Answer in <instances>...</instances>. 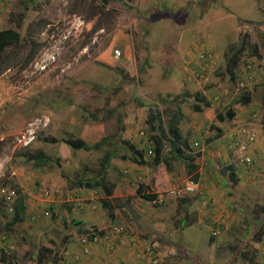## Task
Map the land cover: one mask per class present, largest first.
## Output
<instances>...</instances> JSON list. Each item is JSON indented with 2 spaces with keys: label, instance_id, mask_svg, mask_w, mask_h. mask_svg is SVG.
<instances>
[{
  "label": "rangeland",
  "instance_id": "obj_1",
  "mask_svg": "<svg viewBox=\"0 0 264 264\" xmlns=\"http://www.w3.org/2000/svg\"><path fill=\"white\" fill-rule=\"evenodd\" d=\"M127 3L132 6L115 1L101 7L99 0H0V28L17 29L21 39L0 54V113L14 104V120L11 123L4 121L0 114V188L10 187L15 191L16 198L22 197L26 204L25 219L8 228L14 212L10 209L11 202H6L0 196V257L4 260H0V264H37V252L41 246L53 250V256L45 257L41 264H62L67 248L60 236L63 228H69L61 224L67 220L60 213L64 210L58 208L56 201H52L57 199L55 190L61 186L43 179H68L73 176L72 161L75 159L88 164L83 177L97 179L103 173L101 162L106 154L117 149L118 155L123 152L129 155V152L120 149V141L129 144L137 142L134 131L138 135L139 147H145L144 158L152 163L153 137L157 132L150 130L145 120L150 108L154 107L160 112L159 108L171 101L167 98L165 103H161L158 92L164 91L166 85L172 90V87H179L173 83L179 76H175L173 81L172 77L181 64L185 71L187 67L186 78L195 81V84L204 83L209 98L215 100L214 94L219 96L215 107L225 111L226 103L241 94L237 86L240 80L233 81L223 70L226 55L232 46L239 45L241 36L247 33L248 48L241 57L237 72L244 77L248 69L254 73L256 68L254 84L261 76L264 77V59L255 57L251 48L259 40V51L264 55V0H133ZM124 40L128 42V48L124 47ZM116 48L120 54L112 60L114 64H105L108 62L105 58L109 56L108 52L110 56L113 53L114 58ZM164 51L166 56L163 55ZM206 52L214 54L212 63H208L212 60L206 61L200 57ZM100 54L103 58L99 57ZM189 61L193 64L191 68L186 65ZM204 63H208V66ZM248 64H251V68L247 69ZM42 66L45 67L41 69ZM170 71L173 72L170 74ZM197 72H201L202 78L196 76ZM69 84L70 90L65 92L64 97L61 96L64 86ZM195 84L192 86L201 89ZM263 89L264 86L253 91L256 100L260 101ZM65 96L79 101V106L61 111L60 102ZM187 101L192 102V99ZM177 103L165 109L168 112L161 115L163 120L159 124L168 125L176 107L180 109L189 105L187 102ZM111 107L114 114L118 110L126 113L129 109V117L122 123L114 115L108 117L107 111ZM21 113L23 119L17 123L15 118H19ZM42 114L50 117L49 126L39 132L29 146H16L14 136L31 118ZM103 117L106 119L103 120ZM70 119L73 126L65 122ZM3 123L9 129L4 128ZM86 125L89 128L85 133ZM185 126L183 128L186 130ZM81 136L88 143L106 140L96 150L80 152L62 141L67 137ZM44 137L58 140L49 142L43 140ZM37 149L44 151L48 158L46 165L40 168L33 166L32 161L15 156ZM171 150L168 144L163 156L164 153L166 157L173 156ZM207 154L213 157L211 153ZM118 155L109 161L108 169L104 172L105 179H115L129 173L128 167L133 162L124 161L126 159ZM175 161L177 172L185 173V161ZM127 163L128 167L119 166ZM151 165L146 169L141 167L147 175ZM208 171L213 173L214 168H207ZM262 181L264 179H248L253 189H246L245 182L234 185L226 182L229 193L227 200L230 203L226 207L231 210V215L218 208L224 222L215 219L217 227L206 224L204 221L207 218L204 216H201L202 219L197 216L194 217L196 223L185 227L187 230H177L179 225L175 223L184 219L181 200H177L179 207L170 216L173 219L169 217L156 229L150 230L149 218L137 219L132 216L133 200L124 202L115 218L123 214L116 221L126 225L131 235L140 236L145 243L153 244L161 264H264V235H261L262 240L255 239L261 225L264 228ZM137 185L140 183L135 187ZM199 186L196 192L185 195L196 194ZM102 194L100 196L95 192L92 197L107 215V208L101 206ZM82 195L86 196L83 191L77 192L79 198ZM104 199H109L112 205L114 197L107 198L105 194ZM49 203L52 208L48 207L51 206ZM146 206L147 210L155 209L151 204ZM165 206L166 203L162 206L164 213L172 214ZM50 212L54 213V217ZM201 213L206 214L204 210ZM67 223L69 225L68 220ZM238 223H242L243 229L239 228ZM221 225L223 228L220 232ZM210 234L218 235L213 245L207 243Z\"/></svg>",
  "mask_w": 264,
  "mask_h": 264
},
{
  "label": "crops",
  "instance_id": "obj_2",
  "mask_svg": "<svg viewBox=\"0 0 264 264\" xmlns=\"http://www.w3.org/2000/svg\"><path fill=\"white\" fill-rule=\"evenodd\" d=\"M10 28V27H7ZM128 42L126 40L123 41L124 47L128 48ZM121 47V45H118ZM8 48V47H7ZM6 48V49H7ZM5 49V50H6ZM118 49V48H117ZM4 50V51H5ZM3 51V52H4ZM163 53V52H161ZM161 53H157L158 55ZM173 53V52H172ZM170 53L169 56L172 55ZM1 54V53H0ZM113 53L110 51L108 52V57L105 58L108 60V62H105V64H109L112 66V60L117 57L114 56ZM163 55H167L166 51H164ZM103 58V55H99V57ZM264 59V55L262 58ZM104 60V59H103ZM214 60V59H213ZM211 62L208 63H212ZM118 62V61H117ZM192 61L186 62V65H190V68L192 67ZM208 63H204L206 66H208ZM170 64V60H169ZM181 68H179V72H175L172 77V81L174 80L175 76H179L178 79L174 80V84H178L176 86L179 87H172L173 90L167 87L166 84H163L165 87L164 91H159L161 98V103H165L166 99H171L170 102H167L163 107L161 106L160 112L156 111L157 119L155 120L156 124H154L152 127L151 123L148 120L149 114L145 120L147 126L152 130L157 132V135L153 137L154 143L156 146V141L158 138H161L160 144L163 147V151H165L166 146L169 144V146L172 148L173 156L166 157L165 153L164 156L167 160V163L170 165V172L168 177L170 179H154L153 177V165L149 163L144 158V162L139 163L138 160L134 158V154H132V149L129 148L130 145L134 147V149H138L142 152H144L145 147L141 146L139 147V139L138 135L134 131V135L137 142H133L129 144L126 141H120L119 136L118 140L120 141V149H123L124 151L129 152L128 154H117V149L115 151H111V153L116 152V155H110V160L112 157L119 156L121 159H126L124 161L131 160L133 164L129 165L123 164L119 166H127L129 169V173L125 176L115 178V179H105L104 172L108 168V164H105V168L103 166V162H101V167L103 168V173L97 178V179H89L87 177H83V171L88 169L87 162L82 163L81 160L75 159L72 161V165L74 167L75 173L73 176L68 177V179H62L61 177H51V179H43L45 182H52L54 184H59L61 188L64 189H56L55 194L57 196V199H52V201H56V204H58V208L63 209L64 211H60V213L65 216L69 222V225H67V220H63L61 224L63 226L68 227L69 229H64L61 232L63 234L60 236V240L62 243H64L65 248H67V251L69 250L72 254L79 255V261L78 264H146L147 260L144 257V255L134 247L130 245V240L137 239L141 240L142 237L131 235L128 236V240L124 244H117L116 242L110 243L109 240L105 241L102 240L98 243H90L89 244V250L88 252H83L82 246L78 242L79 235L87 232L89 229H99L103 230L108 227H110L111 224L116 223L118 218L123 217V214H119L117 216L118 218H115V215H117V212H119V208L122 209L124 202L128 201H134L133 205L134 207H137L139 210L133 207V213L132 216L137 219H144L149 218L150 219V230L159 228V224L165 223V221L173 215V213H176L179 203L177 204L176 198L170 199V201H167L166 204L169 207V212L172 214L164 213L162 206H155V209H148L146 206L150 204V199H145L142 196V193L146 191H160L159 187L161 183L167 182L174 185L175 183H184L189 179V177H193L190 174H188L186 166L183 165L185 168V173L182 171L177 172V166L176 161L182 159L180 155L177 153V148H174L170 144V138L171 136L168 134V125L158 123L159 121L163 120L161 115H165L168 110L172 107V104L175 102V105L178 104L177 102H187L189 105L187 106H181L180 113L179 114L175 109L173 111L172 115L169 117V122L175 123L180 133L182 134L184 144L181 145H175L179 146L182 151L186 153V155H193V164L196 166V169L194 173H196V180L198 182L199 190L194 195H186V200H184L183 209L181 210V213H183L184 219L181 221H177L175 224H178L179 231L181 230H187L185 227H190L194 223H196L197 216H204L205 220L204 222L209 225H214V227H217L215 219H220L222 222H224L221 219V213L218 212V208H223L227 212V214L231 215V210H227V206H230L229 200H227V186L225 185L228 181L229 184H237V183H243L245 182L246 189H253V187L248 182V179H264V139L258 138L255 142L248 144L246 155L250 156L251 162L246 163L244 161H241L237 151H236V145L242 141V137L238 133V129L242 125H249L251 128L253 127L255 130L258 131L259 125L261 123H264V106H263V95H264V89L262 96L260 98V101L256 100L254 98L253 91L257 88H263L264 86V77H260L259 81L257 83L251 86L252 87V98L249 103L242 104L238 102H233L231 105L234 107L235 114L233 118H225L224 120L220 121L216 118L217 111H221V109L216 108L215 104L216 98L218 99V95L214 94L215 100L212 98H209L207 96V93H209L207 86L203 85L204 83L195 84V81L188 80L186 78L187 76V67L185 71V67L183 65H180ZM259 66V65H258ZM174 67H172L173 69ZM256 69V68H255ZM255 69L254 75H255ZM120 70V69H118ZM189 71V70H188ZM173 71H170V74ZM186 72V75H185ZM198 83V82H197ZM195 84L197 86H201V89L199 87H193L192 85ZM250 86V87H251ZM63 94L61 96L64 97L65 92L70 90L71 84L64 86ZM192 99V102H189L187 100ZM180 100V101H178ZM206 100L208 103L205 104L202 101ZM257 102V105L255 103ZM231 102H227L226 104H230ZM19 104V102H18ZM61 111L67 107L75 108L76 105L79 106V101H77L74 98H67L65 96L64 100L60 102ZM197 105V107H196ZM7 106V105H6ZM225 106V105H224ZM14 104L10 106V108H2L1 115L3 117L4 121H9L11 123L12 120H14V110H13ZM176 107V106H175ZM229 106H227L228 108ZM177 108V107H176ZM155 109V108H154ZM182 109V111H181ZM114 108L111 107L107 111L108 117L114 115L118 118V120L122 123L123 120L127 117H129V109L126 111V113L120 112L119 110L117 113L114 114ZM151 111V108H150ZM158 112V113H157ZM224 112V110H222ZM49 113V112H48ZM178 113V114H177ZM50 114V113H49ZM23 113H21L19 118H15L17 120V123H20L23 119ZM50 116H52L50 114ZM95 119V116H93ZM97 119V118H96ZM106 117H103V120H105ZM75 121V120H74ZM65 122H69V125L73 126V121L65 120ZM187 127L185 126V124ZM4 128L9 127L3 123ZM128 125V124H127ZM64 126V124H63ZM129 126V125H128ZM186 127L185 130L183 127ZM158 127V128H157ZM88 125L85 126V133L88 130ZM8 129H5V131H9ZM127 128L123 129V134H126ZM120 131H122V126H120ZM128 132L130 130L128 129ZM119 132L116 133L118 135ZM159 136L158 138H156ZM83 140H85V137L81 136ZM108 139V138H107ZM86 141V140H85ZM87 142V141H86ZM88 143V142H87ZM91 144V143H89ZM129 145V146H128ZM150 147V145H149ZM147 148V147H146ZM75 150V149H74ZM75 151H87L85 149H76ZM150 151V148H149ZM185 153H183L185 155ZM211 153L213 157H210L209 154ZM110 154V153H109ZM109 156L106 154L104 157ZM125 158H122L124 157ZM163 156V158H164ZM129 158V159H127ZM118 159V158H117ZM151 165L150 169L147 172L141 168L144 167L145 169ZM139 167V168H138ZM218 167V168H217ZM219 167H222L221 169ZM207 168H214L213 173L208 171V173H211V176H208ZM219 170V171H218ZM60 178V179H59ZM59 179V180H58ZM103 179L104 186L102 187L100 185V181ZM41 179H39L40 181ZM90 181V186L87 185H80V183H87ZM264 182V181H262ZM137 183H140V185H135ZM48 184V183H47ZM133 186V187H132ZM231 186V185H230ZM65 196H64V193ZM99 190H105L100 191ZM83 191L84 195L88 196H81L79 198L77 196V192ZM97 192L100 196L101 193L102 196V207L107 208V215L104 213L103 209L99 207V202L94 199L93 194ZM105 194L108 197L112 196L114 199H112V205L109 201V199H104ZM89 198V199H87ZM82 200H89V201H82ZM105 203L103 204V202ZM115 201V202H114ZM138 202V203H135ZM181 203V202H180ZM106 204V205H105ZM126 204V203H125ZM204 204V205H202ZM48 206L52 208V204L49 203ZM153 206V205H152ZM165 206V207H167ZM112 207V208H110ZM204 207V208H203ZM114 209V210H113ZM165 209V208H164ZM167 209V210H168ZM263 209V208H260ZM111 210V212H110ZM196 212H193V211ZM204 210V213L202 214L201 211ZM208 210V211H207ZM68 213L70 215H68ZM50 214L54 215V213L50 212ZM173 219L172 217H170ZM202 219V217H201ZM231 220L236 223L234 217L230 218ZM237 220V219H236ZM125 221V220H124ZM198 221V220H197ZM230 223H228L229 226ZM239 228L243 229L242 223H238ZM173 225V224H171ZM222 225L219 226V231H222ZM213 232V231H212ZM213 235V234H210ZM216 237H218L217 234L213 235V238L208 237V245H213V241L216 240ZM51 241V239H49ZM113 240H111L112 242ZM211 241V242H210ZM54 242V241H53ZM144 242V240H143ZM55 243V242H54ZM112 248V249H111ZM61 259V258H60ZM62 264H68L69 261L67 259L61 260Z\"/></svg>",
  "mask_w": 264,
  "mask_h": 264
},
{
  "label": "trees",
  "instance_id": "obj_3",
  "mask_svg": "<svg viewBox=\"0 0 264 264\" xmlns=\"http://www.w3.org/2000/svg\"><path fill=\"white\" fill-rule=\"evenodd\" d=\"M100 2H102L101 7H104L106 4H108L109 2H115L118 1L120 4L127 6V7H131L132 5L127 3L128 1H133V0H99ZM19 26V24H17ZM248 34L244 33L241 36L239 45L237 46H232L230 48V52L226 55V62H225V66H224V72L229 75V77L233 80L236 81L239 78V73L237 72V68L240 64V60L241 57L243 55V53L245 52V49H247L248 47ZM20 33L17 29L14 28H0V53H2L7 47H10L14 44H17L20 42ZM264 44V41L262 42ZM260 45L261 43H259V40L251 47L252 48V54L257 57V58H262L263 54L262 52L259 51L260 49ZM247 47V48H246ZM249 73L252 75L253 80L251 81L252 84L254 85V80H255V75H253L254 73L251 71V69H248ZM250 85V86H251ZM249 86V85H248ZM245 87L241 90V94H239L237 97H235L233 99V101L228 104L227 106H229L228 108H226V110L224 112L222 111H218L216 113V118L220 121L224 120L225 118H233L235 111H234V107L233 105H231L233 102H238V103H242V104H246L249 103L251 101V96H252V87L253 86H249V87ZM263 106H264V95H263ZM203 103L207 104L208 102L206 100L202 101ZM197 107V105H196ZM177 112L179 114L180 110L178 108H176ZM177 113V114H178ZM157 119V114H156V110L154 109V107L151 108L148 120L149 122L152 124L151 126L154 127L153 125L156 124L155 120ZM155 122V123H154ZM154 123V124H153ZM158 128V127H157ZM155 128H153L152 130H154ZM168 134L171 136L170 140V144L174 147L177 148V154L180 155V157H182V159L185 161V166L187 168L188 174H190L191 176H193V180H196V173H194L196 166L193 164L192 160H193V155H186V153L184 151H182V149L178 146L175 145H183L185 142L183 140L182 134L179 131L178 126L173 123V122H169L168 125ZM159 136H157L156 138H158ZM161 138L157 139V143L156 146L154 147L153 150V157H152V165L154 167V179H169L168 175L170 172V165L167 163L166 158H163V147L160 144V140ZM43 140L45 141H49V142H56L58 139L54 138V137H44ZM106 139H103L99 142L96 143H87L85 140H83L81 137H67L66 139H62L63 142H65L69 147H71L72 149H85V150H96L98 148H100V146H102V144L105 142ZM129 146V145H128ZM129 148L132 149V154H134V158L137 159L139 163L144 162V158H143V152L138 150V149H134V147L132 145L129 146ZM185 153V155L183 154ZM109 156L107 157H103V166L105 168V164H108V162L110 161V155H116V152L114 153H110L108 154ZM15 156H19V157H23L25 161H32V165L40 168L42 166H45L46 163L48 162V158L46 157L44 151H42L41 149H37L33 152L31 151H23L20 152L18 154H15ZM122 158H125L122 157ZM165 180H163V183H161L159 190L160 191H155V192H151V191H144L142 193V196L145 199H151L155 196V194L157 192H161L164 191L170 187H172V184L167 182H164ZM80 185H87L90 186V181L87 183H80L78 182ZM100 185L103 187L104 183H103V179H101L100 181ZM183 197H181L178 200H181V202L183 203L184 200H186V195H181ZM18 198V196H17ZM15 196L14 201H12L10 204H12V209L13 210V215H12V219L9 221L8 224V228L11 227V225H14L18 222H22L25 217H26V204L23 201L22 197L17 199ZM180 202V201H179ZM105 203V201L103 202V204ZM106 205V204H105ZM183 206V204H182ZM185 209V207H184ZM111 212V210H110ZM54 217V215L52 216ZM92 230V229H89ZM88 230V231H89ZM96 230V229H94ZM92 230V231H94ZM264 235V228L263 225H261V227L258 230V234L255 236L256 240H262L261 235ZM262 235V236H263ZM210 238H213V235L210 236ZM211 242V241H210ZM53 250L51 248H49L48 246H41L40 249L37 252V264H41L44 261L45 257H51ZM62 259V257H61ZM1 261H4L1 257H0Z\"/></svg>",
  "mask_w": 264,
  "mask_h": 264
},
{
  "label": "built area",
  "instance_id": "obj_4",
  "mask_svg": "<svg viewBox=\"0 0 264 264\" xmlns=\"http://www.w3.org/2000/svg\"><path fill=\"white\" fill-rule=\"evenodd\" d=\"M113 52L115 57H118L120 54V51L117 48L114 49ZM213 56L214 54L210 52L202 53L200 55V57L204 58V60L206 61L213 60ZM51 60H54V57H51ZM44 67L45 66H42L41 69H43ZM246 68H251V64H248ZM248 73L244 75V77L240 75V78L238 79L240 80L239 82L237 80V86L241 90L247 87L253 80L252 75ZM196 76L199 77V79L202 78L201 72H197ZM49 124L50 117L45 114L31 118L21 129V131L14 136L15 145L21 147L29 146L33 141L36 140L39 132L45 130L49 126ZM238 133L242 137V141L235 146L236 151L241 161L250 163L251 158L250 156L246 155L247 146L248 144L255 142L258 138L264 139V123H261L259 125L258 131L255 130L253 127L251 128V126L249 125H242L238 129ZM193 179V177H189V179L184 183H175L174 185H172V187L164 191L157 192L155 196L150 199V204L153 206L163 205L171 198L178 197L182 194L185 195L196 192L199 184ZM0 196L6 202H12L15 199L16 193L10 187L4 186L0 188ZM45 214L48 215L49 212L46 211ZM130 234V230L126 227V225L120 222H116L111 224L110 227L103 230H89L79 235L77 240L82 246L83 252H88L90 243H98L102 240H109L110 243L116 242L117 244L121 245L129 239L128 236H130ZM111 240L113 241L111 242ZM130 245L135 249L139 250L144 255L148 264H161L159 253L153 244L145 243L143 242V240L133 239L130 240ZM63 257L69 261L68 264H78L79 255L74 253L72 254L69 250H65Z\"/></svg>",
  "mask_w": 264,
  "mask_h": 264
}]
</instances>
